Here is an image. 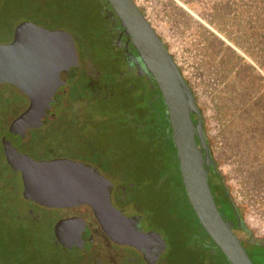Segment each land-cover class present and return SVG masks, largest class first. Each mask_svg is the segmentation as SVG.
<instances>
[{
  "label": "flooded vegetation",
  "instance_id": "obj_1",
  "mask_svg": "<svg viewBox=\"0 0 264 264\" xmlns=\"http://www.w3.org/2000/svg\"><path fill=\"white\" fill-rule=\"evenodd\" d=\"M108 5L105 3L103 17L110 44L117 49V61L111 70L118 71V78L113 83L103 79L102 70L76 45L78 75L59 115L43 127L25 129L12 124L30 106L31 98L14 84L0 83V91H12L0 94V213L8 214L11 233L25 230L43 241L50 235L55 250L81 254L94 264H163L169 259V243L173 246L177 240L178 221L182 225L191 221L193 207L184 198L187 192L177 149L179 172L175 159L167 156L161 137L158 139L160 122L170 124L161 89L141 64L137 50ZM16 30L5 42L15 38ZM140 90L147 94L145 99L138 94ZM2 97L9 103L2 105ZM114 124L117 132H112ZM131 144L145 146L146 154L152 156L153 163L149 164L154 166V175L145 177L148 187L145 179H139L145 168L136 166L132 155L127 154V145ZM7 147L9 152L15 148L21 155L16 159L19 168L10 164ZM22 167L30 176L27 195ZM50 174L59 179L63 176L68 183L50 182ZM66 186L74 191L68 201L63 196L65 190L62 192ZM49 192L54 195L48 196ZM218 204L242 238L243 230L228 220ZM110 205L115 211H110ZM236 207L242 215L241 208ZM102 210L107 223L114 226L109 234L97 216ZM162 213L165 222L161 223ZM80 228L89 229L93 236L91 248L85 251L65 245L67 232ZM180 233L185 234V229ZM53 253L64 258L63 253Z\"/></svg>",
  "mask_w": 264,
  "mask_h": 264
},
{
  "label": "water",
  "instance_id": "obj_2",
  "mask_svg": "<svg viewBox=\"0 0 264 264\" xmlns=\"http://www.w3.org/2000/svg\"><path fill=\"white\" fill-rule=\"evenodd\" d=\"M106 2L119 18L124 33L138 52L141 64L161 89L187 196L202 226L231 264H255L231 223L223 216L213 194L209 169L213 166L217 171V162L206 134L202 109L192 87L164 40L135 0ZM78 70L77 46L69 32L48 29L30 22L18 27L12 41L0 43V83L14 84L31 98V104L14 120L12 126L22 129L43 127L57 118L67 91L77 78ZM193 114L197 115L196 121ZM6 151L10 164L19 168L17 160L21 155L15 148L9 152L7 147ZM22 169L27 195L30 176L23 167ZM47 177L50 182L60 180L68 183L63 176L60 179L52 174ZM63 190V196L68 201V196H72L74 192L73 188L66 186L62 192ZM233 204L240 223L246 225L234 201ZM108 207L110 211H115L112 205ZM97 216L109 234L114 226L107 223L105 211H100ZM65 240L67 247L80 251L91 248L93 244L90 230L84 228L67 232Z\"/></svg>",
  "mask_w": 264,
  "mask_h": 264
},
{
  "label": "rangeland",
  "instance_id": "obj_3",
  "mask_svg": "<svg viewBox=\"0 0 264 264\" xmlns=\"http://www.w3.org/2000/svg\"><path fill=\"white\" fill-rule=\"evenodd\" d=\"M135 1L142 7L143 11L145 9L146 13L150 14V17L156 14L161 16L160 18L164 23V28L169 34H167V36H162L160 30L159 34L161 37L165 38L168 47L173 50L175 59L178 61L183 74L186 79L190 81V86L195 93L199 106L204 110L203 115L206 133L211 141L214 157L217 161H221L218 162L221 163V171L231 175V171L234 167L232 163L234 156L231 155L229 149L225 146V138L222 134L224 128L223 123L214 117L218 105V94H222L224 82L219 83L213 80L217 75H215L214 72L210 73L214 70L211 67L208 71L204 72L207 36L210 33H214L222 38L227 45L235 48L244 60L253 64L264 76V69L261 68L257 60L253 58L255 54L251 55V53L245 51L244 47L235 43L241 27L244 30L247 23L250 21L254 23L256 17L258 18L260 14L263 16L264 12L259 8L256 0ZM226 2L230 3L228 17L231 19H226L224 17L221 19L219 11L218 16L215 17V8ZM105 3H107L106 0H0V43H5V41L12 37L14 29L23 26V24L27 22L48 29L67 31L72 35L76 45H78L79 52L82 53V51H84L87 59L94 65H98V68L102 70L103 79L109 83H113V81L118 78V71L111 70L117 61V49L110 44V35L106 30V20L103 17ZM153 23L156 25L155 22ZM226 32L230 33L232 38H229ZM233 38H236L234 39L235 41ZM248 43H250V41H248ZM244 46L249 47L247 43H244ZM257 49V47L254 49L255 52H257ZM116 66L119 68L121 65L117 64ZM143 93L145 92L140 90L138 94L145 99L147 94L145 95ZM152 113L154 114V110H152ZM112 132H117V125H113ZM142 134L143 132L140 133V136ZM147 144L148 142H146V146ZM143 147L144 149L138 145L131 144L130 147L127 145L126 151L128 155H132L136 166L139 165L140 169L141 166L145 168V173L142 171L139 179L143 180V182L145 179V185L148 187L145 177L147 175H154L153 165L149 164L153 163V161L149 158L152 156L146 154L147 151L145 150V146ZM137 150H139V152ZM235 183L236 180L234 176L231 175L228 185H234ZM212 188L214 189V182H212ZM239 200H241L240 197ZM223 211L225 212V209ZM192 217H194L193 213ZM246 217V220L252 228H255L257 222L260 221V218L255 213H248ZM159 218L162 223L163 213ZM191 219L192 218H190V220ZM193 225V219L187 222L185 234L183 236V239L185 238L184 241L173 243V246L169 243V251L166 256L174 262L173 264H191L187 262L186 254L180 255L183 250L182 248L192 247L197 249L202 246L199 244V241L204 242V240H206V234L201 227L198 225L193 227ZM0 230H5L8 233L12 232L9 231L6 224H4V227L2 224ZM47 231L48 230H45V232ZM257 231L262 234L258 229ZM32 235L33 234H29L27 238L31 239V241L36 239L38 247L42 251L46 253H63L64 258L61 263L76 262L77 259L81 263L85 260V257L81 254L75 255L74 253L61 249L60 251L55 250L51 240L52 236L50 235H46V239L44 237L46 241H43L38 235ZM43 236H45V234H43ZM40 239L41 241H39ZM104 244L110 243L104 242ZM184 259L185 262H181ZM91 264L94 263L91 262ZM123 264L129 263L124 261Z\"/></svg>",
  "mask_w": 264,
  "mask_h": 264
},
{
  "label": "trees",
  "instance_id": "obj_4",
  "mask_svg": "<svg viewBox=\"0 0 264 264\" xmlns=\"http://www.w3.org/2000/svg\"><path fill=\"white\" fill-rule=\"evenodd\" d=\"M256 3L264 12V0H256ZM228 10H230V3L226 2L215 8L214 15L217 17L219 11L221 19L222 17L231 19L228 17ZM226 34L232 38L230 33L226 32ZM235 43L244 47L245 51L251 55L255 54L253 58L264 69V15L261 16L260 14L258 18L256 17L254 23L252 21L247 23L244 30L241 27ZM244 43H247L249 47H245ZM256 47L258 48L257 52L254 50ZM205 49L204 72L211 67L214 70L210 73L214 72L217 75L213 80L219 83L224 82L222 94H218V105L214 117L223 123L222 134L225 138V146L234 156L232 162L234 167L231 175L236 180L234 185H228L231 175L221 171V163H218L221 161H217L214 157L217 162V171L213 166H210V185L212 188V182H214L215 191L213 188L212 191L217 204L220 201L225 209L224 214L228 220L234 221L235 225L243 230V236L240 239L253 262L264 264V234H260L257 229L252 228L246 220L248 213H256L264 217V76L253 64L244 60L235 48L227 45L222 38L214 33L207 36ZM188 82L190 84V81ZM4 90H1L0 94H12L8 88ZM1 101L2 105L9 103V101H4L3 97ZM202 111L204 114V110ZM193 119L194 121L197 120L196 114H194ZM157 128L160 131L158 139L161 137L160 142L165 144L167 156L175 159L179 172L170 124L168 121L162 120ZM210 146L212 150L211 143ZM213 152L212 150L214 156ZM203 154L205 155V151ZM225 185L229 187V193H227ZM184 198L192 207L186 193H184ZM233 201L236 206L241 208L242 218L246 225L238 223L240 221L235 212ZM192 211L194 216L193 227L200 226L206 234V240L204 242L199 241V244L202 245L200 248H182L180 255L186 254V260L191 264H231L204 229L194 209ZM6 215L8 214L0 213V228L2 224L3 227L4 224H9L6 222ZM186 225L185 222L182 225L178 221L177 240H174V243L184 241L185 238L183 239L182 236L184 234L180 233V229H185ZM10 230L12 229L9 228ZM13 233L0 230V261L3 264H91L86 257L81 263L78 259L76 262L61 263L63 260H61V256H58L59 254L42 251L34 239L31 241L27 238L28 233L25 230H20L16 234ZM174 238L176 237L174 236ZM181 262H185V259ZM173 263L168 259V262L163 264Z\"/></svg>",
  "mask_w": 264,
  "mask_h": 264
},
{
  "label": "built area",
  "instance_id": "obj_5",
  "mask_svg": "<svg viewBox=\"0 0 264 264\" xmlns=\"http://www.w3.org/2000/svg\"><path fill=\"white\" fill-rule=\"evenodd\" d=\"M139 5V4H138ZM145 5V4H144ZM146 6V5H145ZM139 7L142 9V7L139 5ZM143 11V10H142ZM144 14H145V16L147 17V19L151 22V24L154 26V28L157 30V28H158V30H157V32L159 33V30L162 32V36H167V34H169L166 30H165V28H164V23H163V21L161 20V16H158L157 14V16L156 15H153V16H151L150 17V14H148V13H146V10L144 9ZM153 22H155L156 23V25L153 23ZM158 25V26H157ZM163 38V37H162ZM163 40H164V42L166 43V40H165V38H163ZM167 44V43H166ZM168 47V46H167ZM168 49H169V51L173 54V56H174V52H173V50H171L169 47H168ZM174 58H175V56H174ZM176 60V59H175ZM176 62L178 63V61L176 60ZM178 65H179V63H178ZM180 66V65H179ZM256 214V213H255ZM256 215H258V217L260 218V221H258L257 222V224L255 225L256 227V229H258L262 234H264V217L263 216H261V215H259V214H256Z\"/></svg>",
  "mask_w": 264,
  "mask_h": 264
}]
</instances>
